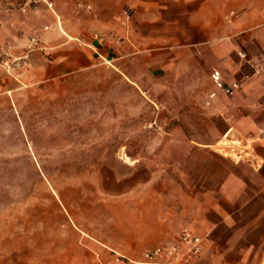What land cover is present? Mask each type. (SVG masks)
Instances as JSON below:
<instances>
[{
    "label": "crops",
    "instance_id": "obj_1",
    "mask_svg": "<svg viewBox=\"0 0 264 264\" xmlns=\"http://www.w3.org/2000/svg\"><path fill=\"white\" fill-rule=\"evenodd\" d=\"M53 1V10H0V88L6 80L39 84L108 68L147 100L179 101L178 138L164 145L170 171L131 174L135 184L142 180L128 195L146 196L138 215L131 205V240L153 248L188 231L204 247L191 264H246L247 239H264V0ZM33 36L44 51L27 52ZM25 55L28 67L2 64ZM214 71L238 87L225 94ZM143 252L138 260L116 252L92 262L148 264Z\"/></svg>",
    "mask_w": 264,
    "mask_h": 264
},
{
    "label": "rangeland",
    "instance_id": "obj_2",
    "mask_svg": "<svg viewBox=\"0 0 264 264\" xmlns=\"http://www.w3.org/2000/svg\"><path fill=\"white\" fill-rule=\"evenodd\" d=\"M112 73L1 85L0 264L105 263L116 252L138 260L137 252L151 248L131 240V205L138 215L146 196L128 195L142 180L136 185L130 177L170 171L164 145L178 138L172 129L180 124L173 115L179 101L147 100ZM182 121L188 123L186 115ZM151 187L148 201L155 204ZM247 240L246 264H264V239Z\"/></svg>",
    "mask_w": 264,
    "mask_h": 264
},
{
    "label": "built area",
    "instance_id": "obj_3",
    "mask_svg": "<svg viewBox=\"0 0 264 264\" xmlns=\"http://www.w3.org/2000/svg\"><path fill=\"white\" fill-rule=\"evenodd\" d=\"M39 5H44L47 9L53 10L55 2L53 0H0V10L4 13H11L16 10L25 12ZM35 50L44 51V48L40 44V40L33 36L30 39L27 52ZM2 64L15 68L28 67V55L20 58L8 57ZM211 76L214 84L225 94H230L238 87L237 84L225 85L218 71H214ZM203 250V239L188 231H184L174 243L146 249L143 252V258L148 264H191L194 258L199 257L203 253Z\"/></svg>",
    "mask_w": 264,
    "mask_h": 264
}]
</instances>
